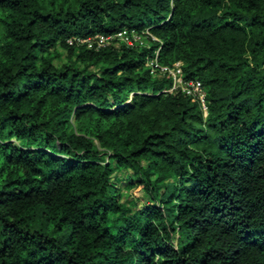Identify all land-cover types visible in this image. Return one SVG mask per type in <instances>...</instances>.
<instances>
[{
    "label": "trees",
    "instance_id": "1",
    "mask_svg": "<svg viewBox=\"0 0 264 264\" xmlns=\"http://www.w3.org/2000/svg\"><path fill=\"white\" fill-rule=\"evenodd\" d=\"M0 28V264H264V0H0Z\"/></svg>",
    "mask_w": 264,
    "mask_h": 264
},
{
    "label": "built area",
    "instance_id": "2",
    "mask_svg": "<svg viewBox=\"0 0 264 264\" xmlns=\"http://www.w3.org/2000/svg\"><path fill=\"white\" fill-rule=\"evenodd\" d=\"M150 34L148 30L145 33L138 32L137 30H129L127 28L119 30L114 33H96L90 35H77L68 38L67 42L76 47H86L93 49H101L107 46L116 45L119 46L124 43L127 46H145L147 44V36ZM153 40H156L155 36H152ZM146 66L151 69V73L155 75L169 74L173 78V85L169 88V91L174 89H180L187 95L194 97L199 103L207 116L209 108L207 101V92L203 86V83L199 79H185L183 77V62L177 61L174 66L170 67L162 65L158 62V58H150L146 62Z\"/></svg>",
    "mask_w": 264,
    "mask_h": 264
},
{
    "label": "rangeland",
    "instance_id": "3",
    "mask_svg": "<svg viewBox=\"0 0 264 264\" xmlns=\"http://www.w3.org/2000/svg\"><path fill=\"white\" fill-rule=\"evenodd\" d=\"M1 38H2V33H1V28H0V41H1ZM56 53L58 55L55 57V60H54L55 63L57 65L65 64L67 62V59H68L67 51L63 47L57 46ZM123 194H124L125 200H131V199L142 200V199H145V192L142 190L141 187H134V188L124 187Z\"/></svg>",
    "mask_w": 264,
    "mask_h": 264
}]
</instances>
